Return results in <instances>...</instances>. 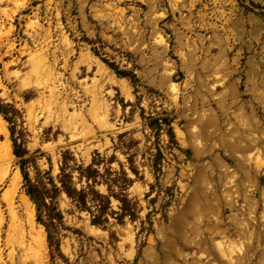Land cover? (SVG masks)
I'll list each match as a JSON object with an SVG mask.
<instances>
[{"label":"rangeland","instance_id":"374dc122","mask_svg":"<svg viewBox=\"0 0 264 264\" xmlns=\"http://www.w3.org/2000/svg\"><path fill=\"white\" fill-rule=\"evenodd\" d=\"M0 110V264H264V0H0Z\"/></svg>","mask_w":264,"mask_h":264},{"label":"bare ground","instance_id":"6f19581e","mask_svg":"<svg viewBox=\"0 0 264 264\" xmlns=\"http://www.w3.org/2000/svg\"><path fill=\"white\" fill-rule=\"evenodd\" d=\"M43 61V60H42ZM44 66V65H43ZM0 120L2 122H4V120L2 119V117L0 116ZM4 149V155L5 157H8V158H11L13 157V153L11 151V148L9 146V144H5V146L3 147ZM1 151V150H0ZM3 156V155H2ZM2 159V158H1ZM0 159V160H1ZM5 159V158H4ZM8 161V160H6ZM9 162H6V164H8ZM3 172H6V171H3ZM7 173V172H6ZM5 175V173H4ZM1 176V174H0ZM15 176V174H14ZM12 176V177H14ZM16 178V177H15ZM0 182H1V178H0ZM13 182H15L14 178L11 179V183L13 184ZM11 184V185H12ZM12 191V190H11ZM5 192V191H4ZM7 192L10 193L9 189L7 190ZM3 193L1 196H0V238H1V235H2V227L4 226L5 223H7V226H8V232L6 234V243H12V233L14 234H18L20 237V241L22 240L23 241V238H24V228H23V224L19 218V215H18V212H17V209H16V205L14 204V196L9 194V193ZM13 193V192H12ZM21 200H22V203L23 204H27V203H30V200H28V197L26 195L22 196L21 197ZM4 202L5 203V211H6V215L4 214V210L2 208V204L1 202ZM32 204V203H31ZM24 215V214H23ZM36 224V223H35ZM29 225V230L27 231V233L29 234L30 238L34 240V242L36 241L37 243L39 242V244L42 242V239L39 235L37 236H33L32 234L34 233V226H33V223H28ZM16 236V235H14ZM43 237V235H42ZM15 238V237H14ZM21 241V243H22ZM44 241V240H43ZM4 245V244H3ZM32 247V246H31ZM2 250V249H1ZM0 250V251H1ZM10 250V249H9ZM31 254V253H30ZM10 255V254H9ZM26 257V256H25ZM35 257V256H33ZM24 258V257H23ZM0 259H1V256H0ZM26 259V258H25ZM7 260V259H6ZM10 260V259H9ZM42 260V259H41ZM40 261V260H39ZM36 262V261H35ZM34 262V263H35Z\"/></svg>","mask_w":264,"mask_h":264},{"label":"trees","instance_id":"16d2710c","mask_svg":"<svg viewBox=\"0 0 264 264\" xmlns=\"http://www.w3.org/2000/svg\"><path fill=\"white\" fill-rule=\"evenodd\" d=\"M253 4V3H252ZM115 73L118 75V76H124L125 73L123 71H120L118 69H115ZM131 81L133 82L134 81V75H131L130 77ZM0 113H2V115L4 116V118L8 119L6 117V114L4 112H2L0 110ZM156 120V119H155ZM12 146H13V154L20 158V164H21V171H22V176H23V179L26 181L27 183V187H26V194L30 197V199L34 202L35 206H36V211L38 212L40 210V204H39V199H40V196L37 192V190L35 189V187L33 185L30 184V181H29V178L27 176V173L24 169V163H25V159L23 158L24 155L27 153L26 149H24L23 147H21L17 141L15 139H12ZM39 220V219H37ZM92 223H96V221L93 219L92 220ZM50 239H51V235L48 234V242L50 243ZM56 248L58 249V245H56Z\"/></svg>","mask_w":264,"mask_h":264}]
</instances>
